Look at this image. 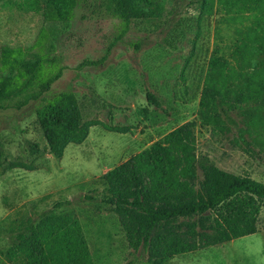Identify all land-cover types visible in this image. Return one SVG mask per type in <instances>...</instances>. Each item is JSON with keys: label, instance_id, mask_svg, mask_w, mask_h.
<instances>
[{"label": "rangeland", "instance_id": "rangeland-1", "mask_svg": "<svg viewBox=\"0 0 264 264\" xmlns=\"http://www.w3.org/2000/svg\"><path fill=\"white\" fill-rule=\"evenodd\" d=\"M249 26H255L251 15L228 12L224 0H152L124 32L103 0H77L70 20H45L23 0H0V46H29L44 27L46 50L59 56L62 66L44 95L72 91L89 124L87 136L69 143L57 158L37 121L40 99L0 110L4 164H33V169L0 172V264H13L4 257L11 228L25 215L64 199L72 202L61 208L80 220L94 264H150L127 245L116 214L99 199L100 178L184 122L194 123L197 156L264 182V93L259 100L250 98L244 88L250 78L241 82L247 75L264 80V70L243 69L232 55L237 29ZM215 55L234 67L231 82L243 87V100L231 110L218 101L221 119L204 123L200 102ZM147 92L158 105L150 104ZM258 227L161 264H264V210Z\"/></svg>", "mask_w": 264, "mask_h": 264}, {"label": "trees", "instance_id": "trees-1", "mask_svg": "<svg viewBox=\"0 0 264 264\" xmlns=\"http://www.w3.org/2000/svg\"><path fill=\"white\" fill-rule=\"evenodd\" d=\"M77 0H23L40 11L45 20H70ZM228 12L250 14L255 26L237 29L233 57L241 68L261 74L264 70V0H224ZM44 2V6H43ZM152 0H103L105 10L118 18L122 31ZM32 3V4H31ZM22 5V4H20ZM215 55L211 80L201 98L204 123L221 119L218 101L234 109L242 101L241 88L232 85L234 67ZM237 72L241 76V69ZM62 74L60 58L46 50V32L41 27L29 46H0V110L19 109L40 99L37 121L47 149L63 155L71 142L83 140L89 124L82 120L78 101L70 90L46 97ZM247 75V74H246ZM249 97L261 99L264 80L242 76ZM150 104L158 105L147 92ZM223 109V108H222ZM223 109L229 120L231 116ZM12 168L33 169L22 160L3 162L0 172ZM100 200L116 214L127 245L150 264H161L176 254L216 245L258 231L264 210V182L249 174L220 168L207 156L195 154L194 123L184 122L148 148L130 155L101 176ZM92 199L90 195L83 196ZM98 198V197H97ZM72 201L22 217L10 230L4 257L13 264H94L77 216L62 209Z\"/></svg>", "mask_w": 264, "mask_h": 264}]
</instances>
